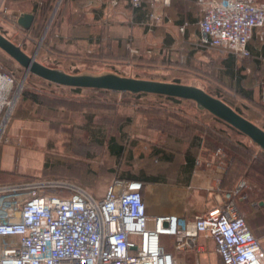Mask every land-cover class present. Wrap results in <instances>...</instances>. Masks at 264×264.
<instances>
[{
  "label": "rangeland",
  "instance_id": "obj_1",
  "mask_svg": "<svg viewBox=\"0 0 264 264\" xmlns=\"http://www.w3.org/2000/svg\"><path fill=\"white\" fill-rule=\"evenodd\" d=\"M123 4L103 0V25L93 24L95 30L91 35L97 42L87 50L63 47L60 43L68 44L73 36L85 35L89 7L82 0H46L35 16L36 28L32 29V25L27 32L5 18L0 19V32L35 55L38 61L68 73H112L196 86L205 84V90L219 94L214 85L189 74L141 65L145 60L176 63L181 49L164 51L155 36L142 26H135L132 34H127L126 20L130 21L132 4ZM114 12L122 21L118 30L111 27ZM116 35H123L118 36L119 43ZM0 69L15 76V88L20 92L0 143L3 168L0 184L35 181L52 185L43 187L45 192L60 190L67 195L79 188L96 197L104 196L110 185L120 180H135L129 179V175L153 176L169 184L185 185L192 174L181 168L188 148L195 157L217 148L220 155L226 153L235 158L239 154L234 151H239L246 159L255 161L256 172L252 176L258 178L259 172L264 175L263 161L259 160L264 159V149L249 136L217 120L196 101H174L157 94L140 96L114 90L75 91L71 86L50 83L32 72L27 73L2 48ZM26 93L38 96V100ZM31 101L38 103L37 108L29 104ZM237 105L232 103L233 107ZM112 135L116 136L117 145L124 146L120 156L111 153L108 139ZM103 138L104 143L97 141ZM157 149L162 152L155 153ZM142 189L149 204L164 193V186L151 183ZM194 191L190 189L191 193ZM173 242V236H162L166 250L172 249ZM188 264H196L194 257Z\"/></svg>",
  "mask_w": 264,
  "mask_h": 264
},
{
  "label": "built area",
  "instance_id": "obj_2",
  "mask_svg": "<svg viewBox=\"0 0 264 264\" xmlns=\"http://www.w3.org/2000/svg\"><path fill=\"white\" fill-rule=\"evenodd\" d=\"M131 1L156 7L172 0ZM197 4L202 13L199 44L251 54L249 42L264 27V0ZM19 93L15 76L0 69V143ZM143 185L136 179L120 180L96 197L79 188L67 195L45 192L42 188L52 185L35 181L0 184V264H182L165 249L163 235L175 238L176 251L192 249L195 263L196 251H202L201 235L215 242L224 264H264L261 242L235 202L246 180L228 191L217 187V203L195 216L194 230L178 213H150Z\"/></svg>",
  "mask_w": 264,
  "mask_h": 264
},
{
  "label": "crops",
  "instance_id": "obj_3",
  "mask_svg": "<svg viewBox=\"0 0 264 264\" xmlns=\"http://www.w3.org/2000/svg\"><path fill=\"white\" fill-rule=\"evenodd\" d=\"M44 1L46 0H0V19L7 18L8 21L16 23L20 13H34L37 16ZM82 1L84 6L89 7L87 9L88 20L84 23L86 24L85 35L73 36L68 44L65 41L60 42L63 47L87 50L97 42L91 34L95 30L93 24L103 25V0ZM114 2L120 6L124 5L123 2L132 4H130V21L126 20L129 26L127 34H132L135 26H142L147 33L155 36L156 43L160 44V48L164 51L181 49L179 53L181 57L176 63L169 61L156 63L145 60L141 65L189 74L211 83L218 90L227 91L238 103V106L234 108L239 107V112L264 128V28L255 30L248 45L251 54L243 56L234 52H221L216 48L199 44L201 32L198 22L202 13L197 0H172L169 5L156 7H152L147 1H143L139 7L135 6L131 0H114ZM112 18L111 27L115 28L113 30H118L122 21L115 12ZM23 29L28 32L31 28L23 27ZM118 36L123 35H116L115 38L119 43L120 37ZM129 39H132L131 36ZM198 86L204 89L206 87L205 84H198ZM221 98L231 105L235 103ZM29 104L38 106L35 101ZM20 119L26 120L27 117H20ZM198 158L203 159L204 163L198 164L197 167L196 164L194 165L188 184L173 185L163 179L147 182L153 186H164V193L159 194L154 203L149 204L145 194L149 212L178 213L187 217L191 224L190 229L194 230L192 221L195 216L217 203V187L228 191L237 187L242 180H246L248 185L244 186L240 194L235 197V202L264 250V181L249 174L237 160L228 154L220 155L218 149H208L202 156L196 157ZM232 160L235 162L231 165ZM183 164L181 168L186 166L187 161L185 160ZM0 169L3 168L0 167ZM190 189H195V193H191ZM197 240L202 246V251H196V264H220V262L224 264L212 239L199 235ZM169 251L173 252L182 264H188L193 253L192 249L176 251L175 238L173 247Z\"/></svg>",
  "mask_w": 264,
  "mask_h": 264
},
{
  "label": "water",
  "instance_id": "obj_4",
  "mask_svg": "<svg viewBox=\"0 0 264 264\" xmlns=\"http://www.w3.org/2000/svg\"><path fill=\"white\" fill-rule=\"evenodd\" d=\"M34 20V13L24 12L18 16V23L27 29L31 28ZM0 48L24 66L27 73L32 72L46 80L61 85L108 89L120 92H146L194 100L217 117L245 133L264 149V128L247 118L222 98L213 95L200 86L121 76L112 73L103 75L68 73L38 61L35 55L27 53L20 45L16 44L2 32H0Z\"/></svg>",
  "mask_w": 264,
  "mask_h": 264
},
{
  "label": "trees",
  "instance_id": "obj_5",
  "mask_svg": "<svg viewBox=\"0 0 264 264\" xmlns=\"http://www.w3.org/2000/svg\"><path fill=\"white\" fill-rule=\"evenodd\" d=\"M43 6V5H42ZM41 6V7H42ZM36 26H37V24H36V22L33 24V26H32V29L33 28H36ZM200 40V39H199ZM125 54H127V53H125ZM50 83L52 82V83H54L53 81H49ZM58 84V83H57ZM59 85H61V84H59ZM71 88H73L75 91H80V90H83L84 88H82V87H72L71 86ZM88 89H93V88H88ZM95 90H101V91H111V90H108V89H95ZM123 93H131V94H133V95H146V94H152V93H146V92H137V93H135V92H130V91H124ZM216 93H219V94H217L218 96H220V97H223V98H225V99H227V100H231L232 102H235L234 101V99H233V97L231 96V95H229L228 93H227V91H224L223 90V93H222V91H219L218 89L216 90ZM224 95V96H221V95ZM158 95V94H157ZM26 96H28V97H31V98H33L34 100H38V96H36V95H33V94H28V93H26ZM161 96H164V97H166L167 99H170V100H174V101H181V100H191V99H184V98H180V97H175V96H167V95H161ZM194 101V100H193ZM202 109H205L203 106H201L199 103H197ZM238 106V105H237ZM239 108V107H238ZM238 108H236L237 110H238ZM205 110H207V109H205ZM209 111V110H208ZM210 112V111H209ZM211 113V112H210ZM213 114V113H212ZM213 116L217 119V120H219V121H222V122H224V123H226L227 125H229L231 128H233L234 130H236L238 133H240V134H245V133H243L242 131H240L239 129H237L236 127H234L233 125H231L230 123H228V122H226L225 120H223V119H221V118H219V117H217L216 115H214L213 114ZM246 135V134H245ZM115 140H116V136L115 135H112L109 139H108V144H109V147H110V150H111V153H113V154H115V155H117V156H120V155H122L123 154V151H124V146L122 145V144H116V142H115ZM97 141L99 142V143H104L105 142V140H104V138L103 139H97ZM190 150H191V148H188V150L186 151V161H187V164H186V166L184 167L188 172H192V170H193V168H194V165H195V159H196V157H195V155L194 154H192V153H190ZM216 150H217V148H216ZM160 152H162L161 151V149H157V151L155 152V153H160ZM235 153H237L238 152V154H239V157H233L235 160H237L238 162H239V164H241V166L242 167H244V170H246L249 174H251L252 175V173L253 172H256V171H254V169H256L255 168V161H252V158L250 159H246L247 157L246 156H244V155H241L240 154V152L239 151H234ZM241 156H243V157H241ZM255 160H258L257 158H254ZM260 161H263L262 162V164H263V166H264V159H259ZM235 162V161H234ZM233 162V160L231 161V165L234 163ZM240 167V166H239ZM259 179H261V180H263L264 181V175H260V172H259V177H258ZM129 179H136V180H140V181H142L143 182V184L144 185H146L147 184V182H150V181H153V182H156L159 178L158 177H153V176H146V175H143V176H135V175H129Z\"/></svg>",
  "mask_w": 264,
  "mask_h": 264
}]
</instances>
